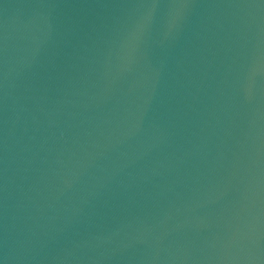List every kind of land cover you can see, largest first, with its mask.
Returning a JSON list of instances; mask_svg holds the SVG:
<instances>
[{
	"label": "water",
	"instance_id": "obj_1",
	"mask_svg": "<svg viewBox=\"0 0 264 264\" xmlns=\"http://www.w3.org/2000/svg\"><path fill=\"white\" fill-rule=\"evenodd\" d=\"M0 264H264V0H0Z\"/></svg>",
	"mask_w": 264,
	"mask_h": 264
}]
</instances>
